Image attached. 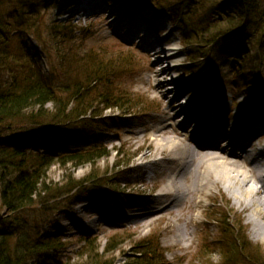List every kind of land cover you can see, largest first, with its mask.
<instances>
[{
    "label": "rangeland",
    "instance_id": "1",
    "mask_svg": "<svg viewBox=\"0 0 264 264\" xmlns=\"http://www.w3.org/2000/svg\"><path fill=\"white\" fill-rule=\"evenodd\" d=\"M184 1L179 6V12L183 13L173 10L175 12L173 15L169 13L158 15L157 19L163 23L160 24L159 29L155 30V38L163 39L162 44H168L177 55L176 59L170 61V65L177 69L175 76L184 81L182 89L190 90V94L194 93L192 90H199L200 95L196 99L198 100L200 97V101L201 99L211 100L212 88L217 89L218 94L224 100V105L227 106L225 114L230 117L236 113L235 110L243 107L247 102L253 103V100H257L258 105L263 103L264 51L263 56L259 59V46L255 40L261 38L264 41V36L261 37L257 30L259 26L256 27V24H253L249 28H242L243 33H246L243 36L246 37L243 40L234 37L227 44L228 50L235 49L234 53L231 52L232 56L241 53L240 57L243 58L240 71L245 70L242 73H246L247 76L245 74L236 76L232 70L238 64L237 58L231 56L226 60H219V58L212 60L213 53L208 54L209 47H199V50H196L197 45L194 43L198 39H192L190 35L189 38L184 36L182 33L184 23L180 17L187 13L185 11L194 7L195 0ZM66 2L69 3V0H51L48 6L42 10L41 24H39L37 34L47 43V51L51 57L54 55V45L51 43L49 28L52 27V22L57 21L61 25H67V29L73 31L72 35L75 38L76 30H81L80 37L71 43V47L75 48L72 49L73 52L79 53L91 49L97 51L98 48L103 47L119 50L122 56L130 61V65L128 72L118 82L121 88L119 91L124 93L121 96L116 94L120 99L118 103H122L121 106L104 110L102 117L95 120L92 123L95 125L88 131L89 138H95L105 145L108 155L95 160L92 165L87 163L65 168L54 165L47 171L46 183L51 187L65 185L67 178L71 179L68 183L77 184L68 196L56 199L58 202L70 199L71 202L66 206V210L54 213L43 228L44 236L56 237L63 243V248L58 250L57 254L69 264H140L133 258L132 248L140 240L147 239L156 240L157 248L162 252L161 260L157 264H223L221 253L219 254V250L215 248L216 240L209 242L211 250L199 249L202 245L201 237H205V243L208 236L211 237L210 240L213 239L212 237L218 236L220 227L208 221L209 218L215 219L218 212L228 218L230 222L239 224L243 235L253 247V250L244 255L246 261H239L237 264H264V240L261 239L259 232L264 231V216L256 219L257 223L262 225L260 228L262 230L254 229L255 215L251 216L249 211H241L231 196L222 189L218 190L215 187L210 192V197L208 195L201 198L200 208L192 213V218L197 221V224L189 228L186 244L176 241L179 223H175L173 217L171 219L170 215L162 214L160 216L158 213L145 216L150 207L147 203L154 199V195L167 182V178L160 174L162 170H159V166L155 168L153 165H148L144 168L140 166L143 161L139 162L142 157H146V164L154 159H162L160 152L155 149L151 132L148 131L158 121L169 116L167 104L170 101L164 100L160 93L154 91L151 86L152 67L160 56L146 57L147 51L139 41L141 38L129 40L124 36V32L121 33L115 26H112L114 18L109 15V9H105V13L102 12L87 19L79 15H70L69 10L72 7L66 8ZM118 2L113 3L115 7L124 3L125 7L130 10H140L142 14H154V10L149 4L136 0H118ZM163 4L166 6V3ZM167 4L171 5L172 3ZM43 6L44 4L41 9ZM176 16L179 17V20L176 19ZM193 17L199 26L206 27L205 15ZM201 18H204L205 21L200 20ZM188 28L190 29V27ZM74 32L76 33L74 34ZM24 40L28 41L27 50L31 51L38 60L42 59L46 70L49 71L46 50L43 51L42 46L38 45L33 37ZM248 40L251 42L250 46L247 45ZM66 49L67 46H64L63 53L66 52ZM197 53H203L209 57L199 62L195 56ZM189 64H198L205 76L198 77V74L193 76L188 72L190 71ZM213 64H215V71ZM257 68L259 70L261 68L262 75L259 76ZM252 71L254 72L252 73ZM149 75L150 77L147 79ZM248 88L252 91L250 92ZM259 88L262 89L261 94L256 91ZM160 98L164 101L163 107L158 103L155 105L152 100L157 101ZM232 101L233 105H231ZM262 108L260 113L264 114V106ZM44 109L50 110L51 103L46 104ZM173 119L177 122L181 120L178 117ZM226 119L228 118L226 117ZM173 121L171 120L170 123L174 124ZM171 128L177 133L180 132L176 125H172ZM262 132H264V128ZM61 135L58 134L60 138L58 141H50L48 144L59 148L69 147L71 142L81 141L85 133H61ZM60 136L68 142L63 143ZM45 137L47 135L42 130H37L26 138L16 134L8 136L10 141L23 143L31 151H36L37 146L46 143ZM256 149H264V138L260 143H257L255 149L249 150L248 155H252ZM151 154L153 157H150ZM153 169H157L158 173ZM257 174L264 179L262 167L257 169ZM91 175H93L92 177L97 176V182L93 189L96 192L95 197L89 196L88 193H80L81 189L79 188L86 183L85 179ZM107 178L116 179V184L119 185L117 193L108 191L106 186L101 187L103 180ZM87 186L91 187V184ZM103 188L108 193L97 194L98 189H102L101 192ZM260 197L264 198V194L260 193ZM152 249H156L154 245H152ZM202 254L204 255L201 256ZM145 261L147 262V260ZM149 264H155V260H151Z\"/></svg>",
    "mask_w": 264,
    "mask_h": 264
},
{
    "label": "trees",
    "instance_id": "2",
    "mask_svg": "<svg viewBox=\"0 0 264 264\" xmlns=\"http://www.w3.org/2000/svg\"><path fill=\"white\" fill-rule=\"evenodd\" d=\"M50 1L0 0V264H69L57 254L63 243L56 237L44 236L43 228L55 212L67 208L71 202L70 199L61 202L56 199L68 196L77 184L68 183L71 179L67 178L65 185L51 187L46 183L47 171L54 165L64 168L87 163L92 165L95 160L108 155L105 146L94 139L69 151L48 153L31 151L26 146L9 141L8 136L28 129L49 132L91 129L92 123L102 117L104 110L121 106L116 94L121 96L124 93L119 91L118 82L130 65L119 50L103 47L97 51L73 52L75 48L71 47V43L76 41L73 31L56 21L49 28L54 55L51 57L48 54L51 72L46 74L39 62L28 53L24 39L29 35L35 37L47 52V43L38 36L37 30L42 10ZM149 2L155 3V8L179 12L180 3L185 1ZM193 3L194 7L182 16L181 21L187 37L190 35L192 39H198L194 43L196 50L205 46L211 49L253 24L259 26L257 30L261 37L264 36V0H195ZM203 15L207 19L205 28L199 26L193 17ZM200 20L205 21L204 18ZM255 40L259 46L258 58L261 59L264 41L261 38ZM248 44L251 45L250 40ZM219 45L213 52L225 56L223 47ZM64 46H67L65 53ZM195 56L196 59L205 57L203 53ZM238 59L239 66L243 65L241 58ZM251 62L253 64L252 59ZM242 72L245 70H239L234 75L247 76ZM48 103H51L50 110L44 109ZM92 176L79 187L80 193L90 196L96 193L93 189L97 176ZM102 186L113 193L119 190L115 178L104 179ZM103 191L107 192L104 188ZM214 223L220 227L219 237L210 240L208 236L205 243V237H201L199 249L211 250L209 242L216 240L215 248L221 253L223 264L246 261L244 255L253 247L243 235L241 226L218 212ZM132 252L133 258L140 264H149L151 260L157 264L162 256L156 240L142 239Z\"/></svg>",
    "mask_w": 264,
    "mask_h": 264
},
{
    "label": "bare ground",
    "instance_id": "3",
    "mask_svg": "<svg viewBox=\"0 0 264 264\" xmlns=\"http://www.w3.org/2000/svg\"><path fill=\"white\" fill-rule=\"evenodd\" d=\"M108 1L109 15L114 18L112 26L119 32H124L129 40L141 38L139 41L147 51L146 57L160 56L153 64L152 74L149 72L151 86L164 100L170 101L167 104L169 116L148 130L156 151L162 157L161 160L154 159L148 163L155 168L159 166V170H162L160 174L167 178V182L154 195V199L147 203L150 207L145 216L158 213L160 216L170 215L171 219L173 217L174 222L179 223L176 241L186 244L189 228L197 224L192 218L193 211L200 208L201 198L208 195L210 197V192L216 187L231 196L241 211H249L251 216L255 215L253 227L259 231L262 225L256 219L264 216V198L260 197V193L264 194V179L258 176L255 165L259 163L264 167V150L253 157L248 155V149L254 148L261 138L259 133L264 128V116L245 117L238 113L228 119L222 117V121L218 120L220 107H215L214 101L202 105L196 99L200 95L199 90H192L194 93L190 94V90L182 89L183 81L175 76L177 69L170 65V61L177 58L175 51L168 44H162L163 39L155 38V30L163 22H152L151 16L146 15L143 19L139 15L130 23L121 16V12L127 10L125 4L115 7L113 0ZM101 2L102 0H73L67 3L66 8L72 7L70 15H84L100 8ZM104 10L102 11L105 13ZM149 77L150 75L147 79ZM152 100L155 105L158 103L163 107L164 101L161 98ZM177 117L181 119L178 122L173 119ZM242 119L248 125L243 133L236 124ZM171 120H174V124L170 123ZM210 124L215 127L211 128ZM172 125H176L180 132L173 131ZM199 134L205 135L208 140L198 141L196 137ZM141 160H146V157ZM259 232L264 240V231Z\"/></svg>",
    "mask_w": 264,
    "mask_h": 264
}]
</instances>
